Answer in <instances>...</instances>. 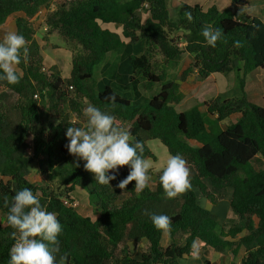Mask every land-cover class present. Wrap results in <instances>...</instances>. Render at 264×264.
Returning <instances> with one entry per match:
<instances>
[{
  "label": "trees",
  "instance_id": "1",
  "mask_svg": "<svg viewBox=\"0 0 264 264\" xmlns=\"http://www.w3.org/2000/svg\"><path fill=\"white\" fill-rule=\"evenodd\" d=\"M52 2L0 0V26L9 15L24 14L16 18L15 27L28 47L27 59L22 55L18 66L23 73L20 83L0 81V87L15 95L8 108L0 102V212L5 216L0 264H8L19 235L7 215L13 196L23 188H30L62 225L57 264L65 255V264H180L196 240L230 254V264H236L239 249L244 252L241 264H264V105L251 102L245 92L247 74L264 66V22L246 11L248 0H230L224 10L188 3L171 9V0H61L51 7ZM42 8L50 28L75 47L67 78L55 67L41 71L30 18ZM144 13L148 15L142 20ZM110 23L120 32L104 27ZM207 26L223 30L215 47L202 35ZM156 52L167 64L188 53L191 62L183 79L191 72L200 80L234 72L241 95H218L204 102L205 112L198 104L177 111L175 104L183 96L179 83L166 79L165 70H155ZM100 64L102 75L95 81ZM141 90L154 93L144 99ZM84 102L113 115L116 126L130 129L133 142L143 143L146 160L155 158L149 140H159L170 155L181 154L194 189L169 199L159 169L153 171L154 188L141 192L132 181L118 202L116 185L129 167L122 166L116 180L102 185L84 168V161L67 151L66 129L76 126L69 116H82ZM234 115V121L224 123ZM33 163L54 185L29 180ZM78 187L88 193L96 219L71 206ZM197 194L212 204L228 197L230 215L220 220L197 202ZM146 213L172 218L165 245L164 233ZM131 243L140 245L138 256Z\"/></svg>",
  "mask_w": 264,
  "mask_h": 264
},
{
  "label": "clouds",
  "instance_id": "2",
  "mask_svg": "<svg viewBox=\"0 0 264 264\" xmlns=\"http://www.w3.org/2000/svg\"><path fill=\"white\" fill-rule=\"evenodd\" d=\"M43 29L47 30V27ZM202 35L209 45L215 47L216 41L222 38L223 30L207 26ZM22 55L26 60L28 47L24 35L16 31L6 33L0 39V81H6L9 85L20 83L23 73L18 66ZM111 100L115 102V97H111ZM84 114L87 117L86 127L69 126L66 129L67 151L84 161V168L102 185L109 186L110 181L117 179L119 168L127 165L130 171L116 187L125 189L135 181L134 187L142 192L151 179L148 173L151 164L144 158L143 143L139 140L133 142L130 129L116 126L113 115L93 104H88ZM186 164L187 161L179 153L167 159L159 182L169 199L192 188ZM146 214L156 229L164 234L170 233V216ZM7 222L19 233L9 251L8 264H57L56 253L60 251L58 236L62 232V225L57 214L47 211L30 188L15 193L8 208ZM66 259V255L61 256L60 264H65Z\"/></svg>",
  "mask_w": 264,
  "mask_h": 264
},
{
  "label": "rangeland",
  "instance_id": "3",
  "mask_svg": "<svg viewBox=\"0 0 264 264\" xmlns=\"http://www.w3.org/2000/svg\"><path fill=\"white\" fill-rule=\"evenodd\" d=\"M59 1L61 0H53L51 7H55L57 3H59ZM171 9H173L172 5H171ZM245 9L250 15L256 16L264 22V0H248V4L245 6ZM39 13H44V15L47 18L46 10L43 9ZM147 15H148L147 13L141 14L142 20H144L147 17ZM30 23L34 30V39L39 45V56L42 59L41 67H40L41 71H43L44 73H48L50 69H54L53 67H55L62 77L64 78L69 77L70 70H71V55H72V52L75 50V47H73V45L71 44H68L57 33V31L52 30L49 24L47 23L46 19L45 21L38 23V24L33 23L32 21H30ZM44 26L47 27V30L43 29ZM104 27L112 31L118 32V33L120 32V28H118L115 24H111V23L106 24ZM182 54L175 61L167 64L163 62V58L160 56L159 53L156 52L152 58V61L155 60V63H153V65L155 66V70L157 72H159L162 69L165 70L166 79L175 80L177 83H179V85H182L183 99L178 105H175L178 111L189 108L197 103L198 105L201 106V108L205 112L206 109L204 107V101L207 102L213 98L212 90L206 89L204 85L199 91H197L196 94L192 91L194 89H197L196 86L199 85V81H197L198 80L197 76L192 75V74H190V76L187 77L185 80H183V78L181 77L183 71L187 68V65H188V61L185 60L184 58V57H187L186 56L187 54L185 55H182ZM101 67L102 65L100 64L99 66L95 68V81L99 80L102 75ZM184 82L186 84H184ZM229 85H230V88L227 93L225 94L220 93L217 95H219L220 97H224V98H229L230 96L239 97L241 95V91L239 88L238 79L234 72L230 73ZM69 90L73 94L72 89L69 88ZM141 91H142V95L144 96V99L150 98L151 95L154 93V90L148 91V92L144 90H141ZM245 92L248 96V99L251 102L256 103L258 105H264V100H263L264 66L256 70H253L252 72H249L247 74L246 83H245ZM4 93L7 94V97L2 98L4 97L3 95H5ZM67 93L71 94L70 92H67ZM13 97H15L13 93L9 94V92H6V90L0 87V102L3 103V105L6 108H8L9 107L8 105L13 101L14 99ZM204 98H207V99H204ZM144 99H141L140 102H143ZM88 104H89L88 102L83 103L84 107H82V110H83L82 116H79V115L76 116L75 113H71L69 116L71 117V120L76 123V126L78 127L87 126V117L84 114V109L88 106ZM236 118L237 116H233L230 119L225 120L224 123H229L230 121H234ZM147 145L155 156V158L148 159L149 163L151 164V167L149 168V170L150 169L152 170V172H148L151 177L149 182H151V186L153 187L155 184L154 183L155 176L153 175V170L163 169L166 166V162L170 154L166 150L165 146L159 140H149L147 142ZM261 161L264 163V158H261ZM121 168L122 167L119 168V171ZM1 178L2 177L0 176V179ZM28 178L30 181L36 182L40 186H45L50 182H51L50 184L54 185V181H47V178L44 175L40 174L39 168L36 163L31 164L30 173H29ZM191 189H194V188H191ZM73 194L71 195V197H73V200L78 201L76 210L83 216H89L93 220L96 219V217L98 216V212L95 210L94 205L90 203L89 195L88 193H86L85 189L78 187L76 188L75 197L73 196ZM126 195L127 194L123 191V189H120V195H119L118 202H120ZM219 203H220L219 204L220 208H222L223 204L225 203L229 209V198L228 197L222 199ZM220 213L222 214L224 213L223 215H225L226 211L220 212ZM4 217L5 216L0 212V225L4 223ZM130 246L133 250L136 249L134 252L138 256L139 255L138 248L140 247V245L131 243Z\"/></svg>",
  "mask_w": 264,
  "mask_h": 264
},
{
  "label": "crops",
  "instance_id": "4",
  "mask_svg": "<svg viewBox=\"0 0 264 264\" xmlns=\"http://www.w3.org/2000/svg\"><path fill=\"white\" fill-rule=\"evenodd\" d=\"M180 3H188L191 5L198 4V5L202 6L203 8H208L212 5H215L219 10H224L230 5V0H171V5L174 7H176ZM17 17H24V14L21 12H17V13H13V14L9 15L8 18L6 19V21L4 22V24H2L0 26V39H2L6 33L10 32V31H16L15 21H16ZM45 19H46V16L44 15V13L38 12L30 19V21L38 24V23L45 21ZM185 54H187L186 55L187 57H184V58H185V60L188 61V65H189V63L191 62V56L188 53H183L182 55H185ZM188 65H187V67H188ZM190 74L196 75V72H191ZM190 74H188L185 77V79L187 77H189ZM185 79H183V80H185ZM229 80H230V76H228V75L221 74V73L211 74L208 77H206L205 79H202V80L198 79L197 81H199V85L196 86L197 89H194L192 91L196 94L197 91H199L205 85L206 89L212 90V93H213L212 96L214 98V97L218 96L217 94H220V93L225 94L229 91V88H230ZM184 84H186V83L184 82ZM179 90L183 95L182 85H179ZM227 97H229V96H227ZM230 97H232V96H230ZM182 99H183V96H182L181 100ZM204 99H207V98H204ZM181 100L175 105H178L181 102ZM175 108H176V106H175ZM200 108H201V106H200ZM205 109H206V107H205ZM176 110L178 111L177 108H176ZM183 110H185V109H183ZM201 110H203V109L201 108ZM180 111H182V110H180ZM234 116H237V115H234ZM225 124H223V128H225ZM190 143L192 145H197V143L195 141H190ZM155 170H157V169H155ZM155 170H153V171H155ZM154 183H155V181H154ZM148 186L150 188H154L155 184L152 187L151 182H148ZM73 193H74L73 196L75 197L76 190ZM197 195H198L197 196V202L202 207H204L208 210H211L212 212L215 211L217 213V215L219 216L220 220H224L226 217H228L230 215V211L228 209V206L225 203L223 204V207L220 208L219 207L220 203L212 204L210 201H208V199L200 196L199 194H197ZM74 201H76V200H74ZM76 202H78V201H76ZM76 209H77V207H76ZM224 211H226L225 215H223L224 213L223 214L220 213V212H224ZM243 234H244V232L242 234H240L238 237H240ZM167 242H168V236H167V234H164L163 239H162V244L165 245ZM243 253H244L243 249H239L238 256L235 260L236 264H241V259L243 257ZM231 261H232V256L230 254H222V253L216 252L211 247L203 245L199 240H196V242L194 244V248L188 256H185V257L179 259L180 264H230Z\"/></svg>",
  "mask_w": 264,
  "mask_h": 264
},
{
  "label": "built area",
  "instance_id": "5",
  "mask_svg": "<svg viewBox=\"0 0 264 264\" xmlns=\"http://www.w3.org/2000/svg\"><path fill=\"white\" fill-rule=\"evenodd\" d=\"M40 12V11H39ZM71 206H73V207H77V202L76 201H73L72 203H71Z\"/></svg>",
  "mask_w": 264,
  "mask_h": 264
}]
</instances>
